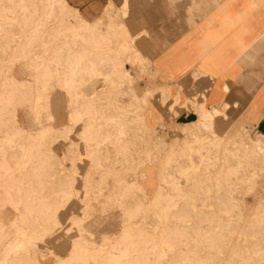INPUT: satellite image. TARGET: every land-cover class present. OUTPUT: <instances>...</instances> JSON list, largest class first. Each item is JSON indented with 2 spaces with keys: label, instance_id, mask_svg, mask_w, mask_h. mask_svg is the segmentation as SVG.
I'll return each instance as SVG.
<instances>
[{
  "label": "rangeland",
  "instance_id": "1",
  "mask_svg": "<svg viewBox=\"0 0 264 264\" xmlns=\"http://www.w3.org/2000/svg\"><path fill=\"white\" fill-rule=\"evenodd\" d=\"M79 18L0 0V264H264V159L234 151L257 135L224 112L211 138L150 131L149 69L120 63L111 13L88 43Z\"/></svg>",
  "mask_w": 264,
  "mask_h": 264
},
{
  "label": "crops",
  "instance_id": "2",
  "mask_svg": "<svg viewBox=\"0 0 264 264\" xmlns=\"http://www.w3.org/2000/svg\"><path fill=\"white\" fill-rule=\"evenodd\" d=\"M64 1L80 17L83 41L99 33L111 13L114 48L119 37L127 59L120 63L149 69L152 85L143 95L149 97L144 124L150 131L170 143L183 140L182 129L214 109L264 139V0ZM97 48L99 57L103 47ZM129 74L120 76L130 81ZM214 118L202 124L209 131Z\"/></svg>",
  "mask_w": 264,
  "mask_h": 264
},
{
  "label": "bare ground",
  "instance_id": "3",
  "mask_svg": "<svg viewBox=\"0 0 264 264\" xmlns=\"http://www.w3.org/2000/svg\"><path fill=\"white\" fill-rule=\"evenodd\" d=\"M51 6V5H50ZM63 22V21H62ZM82 26V25H81ZM80 28H82V27H80ZM86 29V28H85ZM91 30V29H90ZM90 32V31H89ZM82 33V32H81ZM89 34V33H88ZM91 34V33H90ZM105 34V33H104ZM93 36H94V34H92ZM98 35V34H97ZM102 35V34H101ZM110 35V34H109ZM108 35V36H109ZM80 36V35H79ZM95 37V36H94ZM84 38H86V37H84ZM108 39H109V37H108ZM91 41V40H90ZM104 41V40H103ZM97 43V42H96ZM103 46V45H102ZM93 53V52H92ZM80 57V56H79ZM78 57V58H79ZM57 58V57H56ZM123 76V75H122ZM146 95V94H145ZM144 95V96H145ZM146 98V97H145ZM110 100V99H109ZM73 103V102H72ZM215 112H218V111H216V110H214L213 112H209V111H202V112H200V113H198V122L199 123H205L206 121L208 122V124H209V122L210 121H212V119L215 117ZM78 112L76 111V114H77ZM79 114V113H78ZM77 121V120H76ZM207 124V123H206ZM194 126V125H193ZM206 126V125H205ZM236 126V125H235ZM237 126H239V125H237ZM207 127L208 126H206L205 128H206V130H207ZM245 127V126H244ZM237 128V127H236ZM239 129V128H238ZM189 130V129H188ZM191 130H193V129H191ZM209 130V129H208ZM236 131V130H235ZM185 132V131H184ZM212 132V133H211ZM191 133V132H190ZM208 133V132H207ZM210 133L212 134V135H214V136H216L215 135V132H214V129H213V125H212V131H210ZM235 133V132H234ZM239 133H240V131L239 132H237V134H235L236 136H239ZM105 134V133H104ZM241 134V133H240ZM98 136V135H97ZM209 136V135H208ZM118 137V136H117ZM229 137H230V134H229ZM223 138V137H222ZM94 139V138H93ZM101 139H103L102 137H101ZM104 139H105V137H104ZM119 139V138H118ZM245 139V138H244ZM235 140V139H234ZM250 141H251V144H243V143H240L239 144V148H236L234 151H235V153L238 155V156H236L237 157V159H238V161H241V160H244V161H246V163H247V161L248 160H257V161H263V159H264V139L261 137V136H257V137H255V138H253V139H250ZM98 142V141H97ZM103 142V141H102ZM109 142H111V141H109ZM233 142V141H232ZM240 142V141H239ZM107 143V142H106ZM118 143V142H117ZM248 143V142H247ZM215 145V144H214ZM100 147V146H99ZM118 149V148H117ZM230 150V149H229ZM118 151V150H117ZM120 151V150H119ZM228 151V150H227ZM95 153V152H94ZM229 153V152H228ZM234 153V152H233ZM120 154V153H119ZM118 154V155H119ZM125 154V153H124ZM230 154V153H229ZM87 155H88V153H87ZM108 155V154H107ZM116 155V154H115ZM231 155V154H230ZM217 156V155H216ZM97 157V156H96ZM101 158V157H100ZM117 158H118V156H117ZM125 158V157H124ZM133 158V157H132ZM232 159V158H231ZM114 160V159H113ZM107 161H109V160H107ZM149 161V160H148ZM122 162V161H121ZM152 162V161H151ZM160 162V161H159ZM158 162V163H159ZM170 162V161H169ZM233 162V161H232ZM252 162V161H251ZM260 162V163H261ZM114 163V162H113ZM119 163V162H118ZM239 163V162H238ZM244 163V162H243ZM98 164V163H97ZM134 164V163H133ZM253 164H255V163H253ZM43 165V164H42ZM105 165V164H104ZM130 165V164H129ZM228 165V164H227ZM103 166V165H102ZM244 166H246L245 165V163H244ZM249 166H250V164H249ZM37 167V166H36ZM252 167V166H251ZM260 167V166H259ZM175 168V167H174ZM240 168V167H239ZM247 168V167H246ZM250 168V167H249ZM256 168V167H255ZM38 169V168H37ZM45 169V168H44ZM115 169V168H114ZM116 169H117V167H116ZM115 169V170H116ZM257 169V168H256ZM260 169V168H259ZM101 170V169H100ZM111 170V169H110ZM263 170V169H262ZM37 171V170H36ZM35 172V171H34ZM110 173V172H109ZM236 174V173H235ZM238 174V173H237ZM32 175V174H31ZM251 176H252V174H250ZM168 177V176H167ZM167 177H165V178H167ZM168 180V179H167ZM25 183V182H24ZM164 183V182H163ZM21 184V183H20ZM115 190V189H114ZM122 190V189H121ZM36 198V197H35ZM42 198V197H41ZM40 198V199H41ZM44 198V197H43ZM13 201V200H12ZM36 201V200H35ZM40 201V200H39ZM41 202H43V201H41ZM23 203V202H22ZM63 204V203H62ZM53 208V207H52ZM49 209V208H48ZM18 210V209H17ZM228 210V209H227ZM38 211V210H37ZM36 211V212H37ZM108 211V210H107ZM225 211V210H224ZM1 212V211H0ZM21 212V211H20ZM19 213V212H18ZM52 213V212H51ZM225 213V212H224ZM33 216V215H32ZM45 216V215H44ZM54 216V215H53ZM15 218H17V217H15ZM44 218V217H43ZM53 218V217H52ZM7 220V219H6ZM17 220V219H16ZM42 220V219H41ZM2 221V220H1ZM10 221V220H9ZM18 221V220H17ZM16 221V222H17ZM39 221V220H38ZM8 223V222H7ZM23 223V222H22ZM41 223V222H40ZM44 223V222H43ZM47 224V223H46ZM48 225V224H47ZM41 226V225H40ZM43 226H44V224H43ZM44 228V227H43ZM46 228V227H45ZM56 228V227H55ZM15 229V228H14ZM26 229V228H25ZM237 229H238V227H237ZM22 231V230H21ZM30 231V230H29ZM23 232H25V231H23ZM240 232V231H239ZM28 233V232H27ZM123 233H124V231H123ZM126 234V233H125ZM47 235V234H46ZM54 235V234H53ZM122 235V234H121ZM27 237V236H26ZM42 237H44V236H42ZM110 244V243H109ZM79 246V245H78ZM77 246V247H78ZM114 246V245H113ZM80 247H81V245H80ZM115 247V246H114ZM118 248V247H117ZM84 252V251H83ZM88 252V251H87ZM79 253V252H78ZM130 253V252H129ZM56 255V254H55ZM94 255V254H93ZM79 257H81V256H79ZM75 258V257H74ZM73 258V259H74ZM78 259V258H77ZM87 259V258H86ZM65 260H67V259H65V258H59V261L60 262H64ZM87 262V261H86ZM73 263V262H72Z\"/></svg>",
  "mask_w": 264,
  "mask_h": 264
}]
</instances>
